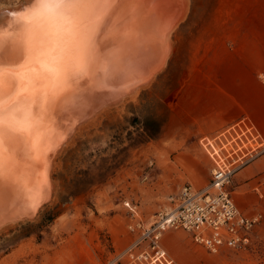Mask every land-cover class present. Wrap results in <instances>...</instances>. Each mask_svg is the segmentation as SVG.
I'll list each match as a JSON object with an SVG mask.
<instances>
[{
  "label": "rangeland",
  "instance_id": "obj_1",
  "mask_svg": "<svg viewBox=\"0 0 264 264\" xmlns=\"http://www.w3.org/2000/svg\"><path fill=\"white\" fill-rule=\"evenodd\" d=\"M20 1L0 0V8ZM166 4L175 26L165 65L134 97L73 131L55 159L51 200L35 218L0 228V264H128L122 254L140 235L131 228L136 221L150 226L183 184L200 188L210 181L216 164L207 143L225 154L253 150L251 161L261 154L256 141L217 143L211 136L199 137L189 158L171 159L163 149L170 105L179 102L180 75L194 72L195 37L201 26L216 23L217 0ZM161 123L160 133L150 138L147 133H155ZM235 174L230 186L236 202L249 191L258 193V183L246 186ZM256 235L250 247L213 253L195 244L188 232L171 228L163 232L162 245L173 264H264V221Z\"/></svg>",
  "mask_w": 264,
  "mask_h": 264
},
{
  "label": "bare ground",
  "instance_id": "obj_2",
  "mask_svg": "<svg viewBox=\"0 0 264 264\" xmlns=\"http://www.w3.org/2000/svg\"><path fill=\"white\" fill-rule=\"evenodd\" d=\"M166 1L0 8V228L51 200L55 159L79 125L134 97L165 65L175 26Z\"/></svg>",
  "mask_w": 264,
  "mask_h": 264
},
{
  "label": "crops",
  "instance_id": "obj_3",
  "mask_svg": "<svg viewBox=\"0 0 264 264\" xmlns=\"http://www.w3.org/2000/svg\"><path fill=\"white\" fill-rule=\"evenodd\" d=\"M213 17L216 23L197 31L194 72L180 75L162 147L175 160L189 158L201 136L258 142L261 154L235 174L246 186L258 183V193L238 197L237 205L264 215V0H217Z\"/></svg>",
  "mask_w": 264,
  "mask_h": 264
},
{
  "label": "built area",
  "instance_id": "obj_4",
  "mask_svg": "<svg viewBox=\"0 0 264 264\" xmlns=\"http://www.w3.org/2000/svg\"><path fill=\"white\" fill-rule=\"evenodd\" d=\"M207 145L216 164L210 181L200 188L183 184L169 196L168 205L150 226L136 221L131 228L139 230L140 235L122 254L128 264H173L162 245L163 232L171 228L188 232L195 244L213 253L247 248L256 242V227L264 221V215L245 214L230 186L233 175L255 158L253 150L225 154L215 150L214 145ZM126 205L134 214V208Z\"/></svg>",
  "mask_w": 264,
  "mask_h": 264
},
{
  "label": "snow or ice",
  "instance_id": "obj_5",
  "mask_svg": "<svg viewBox=\"0 0 264 264\" xmlns=\"http://www.w3.org/2000/svg\"><path fill=\"white\" fill-rule=\"evenodd\" d=\"M83 2H88V3H115L116 0H35V4H59V5H67V4H73V3H83ZM35 11V7H27L23 10V13H15V12H10L9 15L12 16L13 18H16L17 16L29 13ZM6 27V25H5ZM0 113H2V102H0ZM3 125V117L2 114H0V127ZM0 145H2V141H0Z\"/></svg>",
  "mask_w": 264,
  "mask_h": 264
},
{
  "label": "trees",
  "instance_id": "obj_6",
  "mask_svg": "<svg viewBox=\"0 0 264 264\" xmlns=\"http://www.w3.org/2000/svg\"><path fill=\"white\" fill-rule=\"evenodd\" d=\"M162 124L163 123H161V124H159V126L157 127V130H156V132L155 133H147V135L150 137V138H155L159 133H160V131H161V127H162Z\"/></svg>",
  "mask_w": 264,
  "mask_h": 264
}]
</instances>
